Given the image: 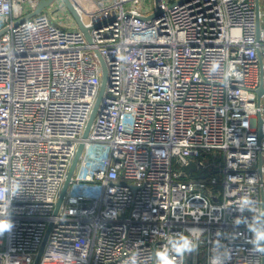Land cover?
Wrapping results in <instances>:
<instances>
[{
	"label": "built area",
	"instance_id": "1",
	"mask_svg": "<svg viewBox=\"0 0 264 264\" xmlns=\"http://www.w3.org/2000/svg\"><path fill=\"white\" fill-rule=\"evenodd\" d=\"M90 1L71 0L92 44L46 12L22 22L41 0H0V187L22 188L0 264H34L50 226L39 264H126L133 253L152 264L170 234L193 228L199 252L183 264H208L216 241L229 264H264L234 223L252 218L237 210L244 198L264 209L261 0L259 14L257 0ZM97 53L108 84L84 140L102 87Z\"/></svg>",
	"mask_w": 264,
	"mask_h": 264
},
{
	"label": "clouds",
	"instance_id": "2",
	"mask_svg": "<svg viewBox=\"0 0 264 264\" xmlns=\"http://www.w3.org/2000/svg\"><path fill=\"white\" fill-rule=\"evenodd\" d=\"M216 70L215 66L212 69ZM22 192L18 181H11L8 185L0 187V195L7 200V210L0 213V236L11 232L14 222L11 218L10 205L13 197ZM237 210L243 214L245 211L252 214L251 220L243 215L238 216L234 223L239 226L246 225L251 234L248 243L252 246L253 253L264 254V209L258 210V205L251 198H244L236 205ZM202 230L189 229L184 232L170 234L166 242L152 253V264H183L187 258L199 252ZM231 252L226 246L216 241L209 250L208 264H229ZM126 264H139V254L133 253Z\"/></svg>",
	"mask_w": 264,
	"mask_h": 264
},
{
	"label": "water",
	"instance_id": "3",
	"mask_svg": "<svg viewBox=\"0 0 264 264\" xmlns=\"http://www.w3.org/2000/svg\"><path fill=\"white\" fill-rule=\"evenodd\" d=\"M56 0H41L39 6L37 7V9L31 13L30 15L26 16L23 20V21H26V20H29V19H32L36 16H39L41 15L42 13L45 12L46 9H48ZM63 2V4L65 5V7L67 8L68 12L71 14L72 18L74 19L77 27L79 28V30L81 32H83V34L85 35L87 41L92 44V37H91V34H90V31L91 29L88 28L82 21V18L79 14V12L76 10V8L74 7L73 3L71 2V0H61ZM257 12L259 14V0H257ZM21 22V21H20ZM21 22V23H22ZM260 32V23H258V34ZM100 61H101V65H102V69H103V78H102V87H101V92H100V95L98 97V100H97V103H96V106H95V109L93 111V114L89 121V124L87 126V129L85 131V134H84V137L83 139L86 140L89 136V132L91 130V126L96 118V115H97V112H98V109H99V106H100V103L102 101V98H103V95L105 93V90H106V87H107V84H108V70H107V66L104 62V60L102 59V57L100 56L99 53H97ZM261 87L258 91V94H259V97L263 95L264 93V80H263V75H262V82H261ZM262 137V135H261ZM84 150V143H82L79 147V150H78V153L76 155V158L73 162V165L71 167V170H70V173L68 175V178H67V181L65 183V187L63 188V191H62V194L60 196V199H59V202L57 204V208H56V212L55 214L58 213L66 195H67V192L69 190V187L71 185V183H73V176L76 172V169H77V166H78V163H79V160L83 154V151ZM262 163H263V159L261 157L260 159V166H262ZM198 170V166L197 164H195L194 162L190 163V165H188L187 167H185L184 169V172H186L187 175H190L191 173H193V171H197ZM261 172V171H260ZM263 207H264V203H263ZM50 230H51V226L44 238V241L42 243V246L39 250V253L35 259V262L34 264H39L40 263V260L43 256V253H44V250L46 248V245H47V242H48V238H49V234H50Z\"/></svg>",
	"mask_w": 264,
	"mask_h": 264
},
{
	"label": "rangeland",
	"instance_id": "4",
	"mask_svg": "<svg viewBox=\"0 0 264 264\" xmlns=\"http://www.w3.org/2000/svg\"><path fill=\"white\" fill-rule=\"evenodd\" d=\"M86 10L91 9V1L90 0H77ZM261 6L264 5V0L260 2ZM155 8L154 0H146L142 3V8L146 9L148 7ZM60 7L59 10H56ZM46 14L50 16V19L53 23H55L58 27L75 29L76 23L72 18L71 14H69L67 8L63 4L61 0H56L48 9L45 10ZM210 161L211 158L208 157L206 159ZM205 172H202V174ZM219 178H221L220 174H217ZM72 191V189L70 190Z\"/></svg>",
	"mask_w": 264,
	"mask_h": 264
}]
</instances>
